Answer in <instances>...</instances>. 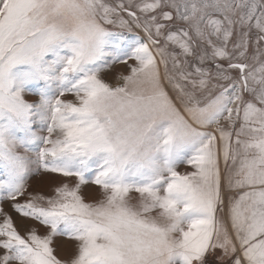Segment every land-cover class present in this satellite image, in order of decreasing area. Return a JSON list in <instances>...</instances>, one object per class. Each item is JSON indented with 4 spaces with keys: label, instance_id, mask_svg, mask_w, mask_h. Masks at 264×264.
<instances>
[{
    "label": "snow or ice",
    "instance_id": "snow-or-ice-1",
    "mask_svg": "<svg viewBox=\"0 0 264 264\" xmlns=\"http://www.w3.org/2000/svg\"><path fill=\"white\" fill-rule=\"evenodd\" d=\"M0 264H264V0H0Z\"/></svg>",
    "mask_w": 264,
    "mask_h": 264
}]
</instances>
